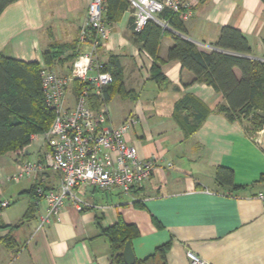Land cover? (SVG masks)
I'll return each instance as SVG.
<instances>
[{"label": "crops", "instance_id": "obj_1", "mask_svg": "<svg viewBox=\"0 0 264 264\" xmlns=\"http://www.w3.org/2000/svg\"><path fill=\"white\" fill-rule=\"evenodd\" d=\"M193 1L194 14L183 21L185 33L161 24L156 58L134 34L132 7L109 22V38L98 51L102 64L117 56L131 92V97L117 94L109 102L121 97L131 107L128 115H110V125L141 119L143 126L132 128L127 141L140 158L153 153L161 158L151 179L129 194L119 188L81 187L77 194L86 204L82 209L67 200L61 214L39 228L48 204L32 190L36 185L57 189L61 175L45 168L20 182L7 181L22 163L43 161L49 149L45 132L33 133L28 145L0 154V226H5L0 227V264H112L113 252L103 232L120 219L136 227L129 241L137 260L148 259L149 264L159 248H164L163 264H191L188 250L210 264H264V201L259 198L264 192L263 130L252 133L247 120H230L219 111L226 105L222 92L196 81L179 60H168L172 32L211 51L225 26L246 36L252 58L264 59V0ZM89 3L11 0L0 13V56L37 62L42 68L48 67L45 53L61 49L49 68L70 74L75 58L91 46L81 41ZM155 63L162 77H154ZM72 87L75 102V82ZM109 103L97 110L109 111ZM219 166L233 170V185L218 182ZM5 200L11 203L2 207ZM2 238L14 240L7 245Z\"/></svg>", "mask_w": 264, "mask_h": 264}, {"label": "built area", "instance_id": "obj_2", "mask_svg": "<svg viewBox=\"0 0 264 264\" xmlns=\"http://www.w3.org/2000/svg\"><path fill=\"white\" fill-rule=\"evenodd\" d=\"M134 9V28L141 32L150 21L164 26L168 23L159 18L169 10L179 15L182 21L194 14L193 0H129ZM110 24L105 18V0H90L87 20L81 31V41H89L90 49L80 53L74 60L71 73L61 75L47 66L41 69V86L46 104L53 109L55 117L44 136L49 146L43 161H27L20 170L7 178L20 182L45 168L61 175L57 189L36 188L37 195L47 201V211L40 217L39 228L59 216L67 200H74L83 208L86 205L77 194L81 187L103 191L119 188L129 194L134 187L145 185L156 166L161 162L153 153L140 158L137 148L127 141V134L135 123L133 118L117 127L110 125L107 108L94 109L92 96L102 97L105 88L114 82L110 71H103L98 61V51L110 35ZM78 82L74 105L67 102L69 86ZM172 167V163H167ZM0 180V184H1ZM264 201V192L259 194ZM10 201L1 202L2 207ZM191 264H210L195 252L188 250Z\"/></svg>", "mask_w": 264, "mask_h": 264}, {"label": "trees", "instance_id": "obj_3", "mask_svg": "<svg viewBox=\"0 0 264 264\" xmlns=\"http://www.w3.org/2000/svg\"><path fill=\"white\" fill-rule=\"evenodd\" d=\"M10 2L11 0H0V13ZM130 7L132 6L129 0H105V18L108 22L118 21L122 13ZM159 18L185 33L183 21L178 14L165 10ZM133 29L137 40L142 42L143 49L156 58L163 33L162 25L150 21L141 32ZM171 36L174 43L169 49L168 60H179L183 68L195 75L196 81L203 80L222 92L226 105L221 106L219 111L225 113L230 120H247L252 133L262 131L264 129V59L250 56L251 48L246 36L237 28L225 26L214 43L215 48L211 51L200 50L193 41L181 33L172 32ZM60 51L61 49H56L54 53H45L48 67L53 64V59ZM102 65L101 70L113 74L114 82L105 88L102 97L95 96L92 105L94 109L108 104L117 94L131 97V92L126 90L123 70L117 56H112L108 63ZM41 69L37 62L25 63L0 56V154L28 145L33 133L47 132L54 121V111L46 104L42 92ZM153 72L155 78L163 76L157 63L154 64ZM75 85L78 88V82H75ZM216 179L222 185H233L234 172L228 167L219 166L216 170ZM37 186L32 192L35 198H41L37 195ZM103 233L111 245L112 264H126L123 256L116 254L122 251L126 242L137 234L136 227L120 219ZM2 240L10 245V241L14 239L2 238ZM163 250L164 248H159L158 254L162 256ZM136 264H149V261L137 260Z\"/></svg>", "mask_w": 264, "mask_h": 264}, {"label": "rangeland", "instance_id": "obj_4", "mask_svg": "<svg viewBox=\"0 0 264 264\" xmlns=\"http://www.w3.org/2000/svg\"><path fill=\"white\" fill-rule=\"evenodd\" d=\"M72 86H73V83L69 86L68 93H67V100H69V102H71V103H74V97L72 95L73 94V91H72L73 87ZM117 98L114 99L112 101V103H109V113H110V115L111 116L114 115L115 112L120 113L121 115H128L130 113L129 111H131V107L129 105H126V101H124L121 97L119 99H117ZM134 120H135V123L132 126L133 129L136 126H141V125L143 126V123L141 122L142 121L141 119H136V117H135Z\"/></svg>", "mask_w": 264, "mask_h": 264}, {"label": "water", "instance_id": "obj_5", "mask_svg": "<svg viewBox=\"0 0 264 264\" xmlns=\"http://www.w3.org/2000/svg\"><path fill=\"white\" fill-rule=\"evenodd\" d=\"M261 146L264 148V129L261 133ZM116 255L123 256L126 264H136L137 258L134 253L131 241H127L122 251L117 252ZM160 254H156L155 257L150 260V264H163Z\"/></svg>", "mask_w": 264, "mask_h": 264}]
</instances>
